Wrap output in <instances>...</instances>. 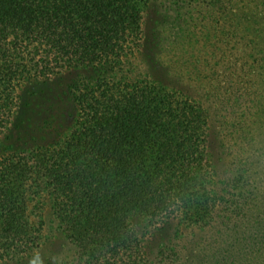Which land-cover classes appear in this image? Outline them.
<instances>
[{
    "label": "trees",
    "instance_id": "16d2710c",
    "mask_svg": "<svg viewBox=\"0 0 264 264\" xmlns=\"http://www.w3.org/2000/svg\"><path fill=\"white\" fill-rule=\"evenodd\" d=\"M157 1L195 94L140 67L151 0H0V137L29 83L68 75L74 107L0 147V264H264V0Z\"/></svg>",
    "mask_w": 264,
    "mask_h": 264
},
{
    "label": "rangeland",
    "instance_id": "374dc122",
    "mask_svg": "<svg viewBox=\"0 0 264 264\" xmlns=\"http://www.w3.org/2000/svg\"><path fill=\"white\" fill-rule=\"evenodd\" d=\"M162 3L151 0L149 8L144 13L140 67L171 86L195 94L198 90L180 79L178 68L174 67L173 71L170 68L174 56L173 52L168 51L167 45L171 36L168 37L167 34L165 37L161 32V26H165L163 18L165 11L160 6ZM175 55L178 56L177 51ZM67 76L34 81L22 87L18 93L17 107L9 128L0 137L1 148L46 144L67 131L74 115V107L65 88ZM44 220L47 232L53 231V237L45 247L42 258L52 261L59 258L65 248L62 240L56 236L55 223L48 210L44 213ZM168 234L167 229H157L153 234L151 232L148 236V246L151 249L157 248L163 242V238L166 240Z\"/></svg>",
    "mask_w": 264,
    "mask_h": 264
}]
</instances>
